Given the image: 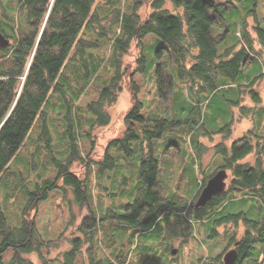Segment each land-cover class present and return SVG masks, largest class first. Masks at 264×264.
Returning a JSON list of instances; mask_svg holds the SVG:
<instances>
[{"label": "rangeland", "instance_id": "obj_1", "mask_svg": "<svg viewBox=\"0 0 264 264\" xmlns=\"http://www.w3.org/2000/svg\"><path fill=\"white\" fill-rule=\"evenodd\" d=\"M214 1L219 4L216 13L219 24L214 35L220 40V53L227 47H242L250 39L253 48L248 62L237 80L223 78L224 84L218 90L196 96L179 77L170 54L162 51L159 56L165 47L163 40L155 33L146 35L143 40L146 68L134 74L140 87L138 98L143 103L141 115L146 121L134 122L139 139L130 142L132 153L122 143L114 142L124 137L127 128L125 113L132 105V94L127 87L130 75L123 74V89L117 92V99L113 94L103 98L104 90L117 72L115 37L120 25L106 19L101 25L85 26L82 37L97 41L98 45L86 47L84 53L67 60L56 81L57 88L51 90L42 107L45 118L38 116L21 150L0 175V210L9 227L21 228L28 217L30 193L41 191L56 180L61 172L58 161L67 162L75 146L81 159L72 164L71 171L85 180L88 201L98 223L92 229H81L87 208L75 202L72 189L62 182V186L49 189L47 197L39 200L31 211L36 228L46 242L59 240L63 234L66 238L51 252L43 248L39 254H30L35 264H42V256L47 264L100 261L118 264V259L127 264H222L215 258L228 249L231 231L225 233L226 225L198 221L183 206L197 194L198 178L207 179L224 165L217 144L223 141L222 130L227 125L238 123L235 139L251 126L257 135L264 136V77L254 87H247L264 74V54L259 50L262 46L255 28L258 25L264 29V0ZM165 8L178 13L170 2ZM94 9L101 17L115 9L131 14L134 0H98ZM24 11L20 0H0V25L9 28L7 17L14 19L16 25H23ZM149 12L147 5L139 10L142 17ZM17 29L15 34L19 35L21 28ZM133 48L135 55L124 58L123 69L130 62L133 63L130 70L138 66L139 50L135 45ZM159 65L175 78L167 101L161 98L157 85ZM252 88L260 93V102L255 101ZM101 101L103 107L98 109L97 103ZM161 119L170 124L160 136L154 137L153 148L159 163V192L166 201L165 209L154 224L134 226L111 214L123 212L136 199L142 185L140 165L145 131L157 132L156 121ZM224 143L230 148L232 140ZM107 155L114 159L113 163ZM253 159L254 155H250L246 160ZM226 190L220 201L208 206L216 219L243 212L264 225V198L248 189ZM214 228H218L219 234L211 236ZM244 232V222H240L238 240ZM78 237L84 243L72 259L68 253L74 249ZM3 239L0 233V243ZM255 246L251 259L254 264H264V241ZM14 256L15 248L11 246L3 253L0 264H15Z\"/></svg>", "mask_w": 264, "mask_h": 264}, {"label": "trees", "instance_id": "obj_2", "mask_svg": "<svg viewBox=\"0 0 264 264\" xmlns=\"http://www.w3.org/2000/svg\"><path fill=\"white\" fill-rule=\"evenodd\" d=\"M97 1L20 0L21 7L25 8L26 25L20 27L21 31L15 38L11 56L7 57L10 47L3 49V54H0V175L21 150L38 116L45 118L42 107L51 90L54 87L57 88L56 81L67 60L84 53L86 47L98 45L97 41H87L82 37L87 24L101 25L103 21L110 19L120 25L115 37L117 72L110 86L104 90L103 98L113 94V98L117 99V92L123 89L121 86L124 82L123 74L130 75L131 79L128 82L130 84L127 87L132 94V105L125 113L127 128L124 137L114 141L122 143L129 153H132L129 149L130 142L139 139L134 122L146 121L141 115L143 103L138 98L140 87L134 79L137 71L143 72L146 68V57L143 53V40L146 35L155 33L163 40L165 47L161 48L159 56L162 51L170 54L177 66L179 77L196 96L215 92L224 84L223 78L237 80L250 58L253 48V42L250 39L248 42L244 41L242 47H227L220 53V40H217L214 35V28L219 24V17L216 15L219 4L214 0H134L133 13L126 14L115 9L105 17H101L98 10L94 9ZM168 2L178 9V13H172L165 8ZM146 5L150 8V12L146 17H142L139 10ZM181 9L183 12H180ZM45 19L47 21L43 28ZM255 28L262 46L259 50L264 54V29L258 25ZM134 45L139 50L136 58L138 66L130 70L133 66L130 62L129 66L123 69L124 58L135 55ZM156 75L160 96L167 101L173 91L175 78L168 75L161 65L158 66ZM261 77H264V74L254 78L247 87H254ZM252 93L255 101L260 102V93L254 88ZM97 105L98 109H101L103 101ZM156 123L157 132L145 131L146 138L142 144L140 165L142 185L138 195L123 212L111 214L112 217L134 226L154 224L163 214L166 205L164 197L159 192V163L154 155L153 139L155 136H160L170 123L166 119L157 120ZM237 124L234 121L227 125L222 130L223 141L217 144L225 160L221 168L226 169L230 175L227 188L237 191L248 189L264 198V136L257 135L254 127L251 126L243 136L235 139ZM229 140H232L230 148L224 143ZM250 155H254V159L246 160ZM107 158L114 162L109 155ZM79 159L81 156L74 146V151L67 162L58 161L61 172L56 180L46 185L45 189L30 193L26 211L28 217L21 228L9 227L5 215L0 210V233L4 235L0 243V263H2L3 253L13 246L15 264H35V261L29 257L30 254H39L43 248L51 252L60 241L66 238L63 234L59 240L46 242L39 234L35 217L31 213L37 207L38 201L47 197V191L59 185L62 186L61 182L72 189L75 202L80 207L87 208L80 228L92 229L97 225V216L88 201L85 180L71 171L72 164ZM209 178H198L197 194L183 207L188 209L198 221L208 220L212 225H226L225 233H228V230L231 231L226 248L233 246L236 241L240 242L237 247L239 257L236 264H254L251 256L256 246H253L264 241L262 235L264 225L248 218L243 212L216 219L215 212L211 210L214 205L212 202L220 201V197L227 190L215 195L205 206L196 208L195 203ZM209 205L211 207H208ZM240 222H244L245 232L238 240ZM229 223L233 226L228 227ZM218 234V228H214L211 236ZM74 242V249L68 253L72 259L84 243L80 237ZM223 253L215 260L222 261ZM40 261L42 264L48 262L43 256L40 257ZM117 262L127 264L119 259ZM94 264L105 263L100 261ZM108 264L117 263L111 261Z\"/></svg>", "mask_w": 264, "mask_h": 264}, {"label": "water", "instance_id": "obj_3", "mask_svg": "<svg viewBox=\"0 0 264 264\" xmlns=\"http://www.w3.org/2000/svg\"><path fill=\"white\" fill-rule=\"evenodd\" d=\"M53 2V1H52ZM52 4V3H51ZM46 21V19H45ZM44 28V26H43ZM43 28L41 30V33L43 31ZM41 33L38 37V40L40 39ZM37 40V42H38ZM9 44V40L3 35V33L0 31V46L6 47ZM229 177V174L226 169H220L218 170L212 177L209 178L207 181V184L203 188L200 196L198 197L195 207L199 208L202 206H205L213 197L217 194H220L226 190L227 187V179ZM239 242H236L235 245L237 246ZM239 257V252L237 248H232L228 250L224 255V264H235L237 259Z\"/></svg>", "mask_w": 264, "mask_h": 264}, {"label": "flooded vegetation", "instance_id": "obj_4", "mask_svg": "<svg viewBox=\"0 0 264 264\" xmlns=\"http://www.w3.org/2000/svg\"><path fill=\"white\" fill-rule=\"evenodd\" d=\"M6 22L8 23L9 25V28H5L4 26L0 25V31L3 33V35L9 40V44L6 46V47H1L0 46V54H3V49H8V47H10V52H9V55L7 57H10L11 54L13 53V47L15 46L14 43H15V38L17 37V35L15 34L16 33V29L19 27H22L23 25H26V22H24L23 25L21 26H18L16 25V21L13 20L12 18H9L7 17L6 18ZM16 28V29H15ZM18 28V29H19ZM17 29V30H18ZM234 247V246H232ZM231 248V247H230Z\"/></svg>", "mask_w": 264, "mask_h": 264}]
</instances>
